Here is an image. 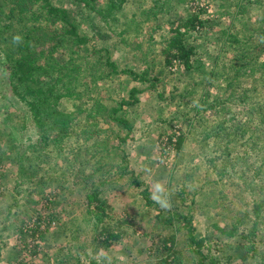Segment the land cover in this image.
Listing matches in <instances>:
<instances>
[{"label":"rangeland","instance_id":"1","mask_svg":"<svg viewBox=\"0 0 264 264\" xmlns=\"http://www.w3.org/2000/svg\"><path fill=\"white\" fill-rule=\"evenodd\" d=\"M194 1L205 9L201 14L205 28L189 38L197 49L194 67L198 68L187 73L160 62L162 35L175 17L172 10L165 12L168 4L156 6L154 16L153 2L128 0L119 23L108 27L105 20L71 0H52L69 11L83 37L79 51L86 59L108 55L119 69L137 72L149 62L154 68L150 74L157 75V80L150 86L153 80L139 82L119 74L102 85L105 104L120 98L127 103L130 131L100 120L99 137L92 132L88 138L89 132H81L87 121L81 114L69 140L58 147L49 138L43 147L31 113L0 79V264H154L161 255L173 258L172 264H196L182 231L176 228L180 223L162 222L170 212L185 213L188 205H193L194 233L208 237L219 256L215 264H264V223L236 225L232 234L224 229V235L212 224L218 221L230 227L235 218L250 217L252 199L264 193L260 178H252L249 170L259 162L255 156H264V114L255 109V103H264V87L248 77L241 82L249 87L247 100L226 99L225 93L222 104L212 108L209 102L221 90L211 91L201 81L216 64L218 73L232 57L227 33L215 40L212 29L259 35L264 0H178L180 15ZM70 50L65 48L66 54ZM2 73L0 62V77ZM217 73L210 78L214 85L222 83ZM206 94L209 102L204 101ZM201 95L203 102H199ZM63 102L65 107L72 104ZM195 105L203 109H191ZM223 120V125L232 126L219 131ZM115 131L128 133L117 150H105L99 160L104 165L96 170L101 146L95 147L94 141L96 137L114 141ZM34 144L39 152L33 150ZM118 149L126 155L122 165L135 170L141 185L120 174L121 157L113 154L120 155ZM92 185L106 197V221L119 235L108 246L95 240L94 226L85 219L90 211L85 194ZM145 186L150 202L141 193ZM157 186L162 193H157ZM157 195L167 206H161ZM252 228L254 236L249 233ZM171 231L175 233L172 249L166 250L162 238Z\"/></svg>","mask_w":264,"mask_h":264},{"label":"trees","instance_id":"2","mask_svg":"<svg viewBox=\"0 0 264 264\" xmlns=\"http://www.w3.org/2000/svg\"><path fill=\"white\" fill-rule=\"evenodd\" d=\"M127 1L105 0L103 5L99 0H71L74 6H79L86 13H94L105 20L108 27L119 23L118 17L119 15L122 16V8ZM149 1L154 3L151 7L153 9L151 14L154 16L157 13L156 6L163 7L167 4L168 9L165 12L172 10L175 14L172 20L174 24L172 23L173 25H170L162 35L158 52L160 53V62L164 67H180L184 72H193L194 69L198 68L194 67L197 49L189 38L194 36L193 33L200 32L205 28L204 19L201 17L202 11L205 9L194 1L192 7L189 5L188 9L184 10L186 14L180 15L178 0ZM69 16L70 13L67 9L56 6L52 0H0V62L5 72V74L2 73L0 79L7 84L11 95L31 113L33 123L40 131V138L38 139L43 141V147L49 143L47 141L49 138L51 139L50 143L58 147L64 141L69 140L72 134L76 133L75 125L81 114L87 120L81 132L85 135L89 132L87 137L92 132H96V136L99 137V132L103 129L99 125L100 120L101 124L110 123L121 126L119 127L120 130L123 128L131 129L129 117L126 115L125 106L127 103L123 98H120L113 100L111 104H105L101 95L102 85L109 83L119 74H125L139 82L153 80L150 86H153L152 82L157 80V75L150 74L154 68L149 62H146L145 67L137 72L131 68L119 69L109 59L108 55L105 58L99 56L95 59H86L84 54L81 55L82 53L79 51L83 37ZM111 20L112 23H110ZM190 32L192 33L190 34ZM225 33L228 36L226 45H231L233 50L232 57L227 63H222L223 66L219 68L218 73L216 64L208 72L207 78L204 77L205 79L201 80L206 87L211 88V91L213 88L221 90L222 94L213 96L211 102L208 101L207 94L205 100L202 95L200 96L199 102H203V100L209 102V106L212 108L216 104H222L225 93H227L226 99L237 97L239 102L247 100L251 95L249 94L250 90L249 87L241 86V82L248 77L257 81L259 87H264V26L259 35L239 36L237 33L217 31L214 28L211 34L217 40L218 34L223 36ZM14 37H19V40H14ZM254 39H257L255 44L253 43ZM65 48L71 49L69 53L66 54ZM214 72L217 73V76H221L219 79L222 83L214 85L210 81ZM134 91V88L131 89V94H129L131 97ZM64 99L72 104L69 107L63 106ZM255 105V109H260L264 114V103L257 102ZM191 109L197 111L203 109V106L195 105V107L191 106ZM188 118L192 119L191 116ZM223 122L226 121L220 122L219 131L227 130L232 126L223 125ZM86 124H88L87 127ZM116 131L114 141L104 142V140L96 137L95 147L101 146L100 151H98L101 153V157L95 161L94 168L96 170L104 165L102 162L99 163V160L105 150L107 153L111 150H117L116 148L125 140L128 133V131L126 133ZM236 133L240 135L239 132L236 131ZM168 138L171 140L172 137ZM180 138L181 136L177 135L178 143ZM253 145L255 146V143ZM33 147V150L36 151L39 146L34 144ZM119 151L121 152L120 155L116 152L113 154L121 157L120 162L117 163V166L122 167H119L120 174L127 176V180L133 179L131 183L141 185L142 183L135 180V170L128 171L126 166L122 165L126 161V155L124 151ZM254 159H259V162L255 167H249V170L252 178H260L264 188V156L261 158L255 156ZM146 187L141 193L148 200L150 192L147 191ZM91 189L92 191H90ZM101 192L102 190L96 185L87 188L86 205L90 211L85 219L94 226L95 240L108 246L115 242L119 235L113 233L111 224L106 221L109 217L107 199ZM45 199V202H48V198L45 197ZM250 204V217L245 215L242 218H235L230 222V227H225L223 226L225 224L218 221L213 222V225H217L218 234H223L224 229L232 234L236 225L264 223V193L254 197ZM192 207L193 205H188L185 213L170 212L162 222L164 225H178L180 223L176 228L182 231L184 245L193 253V260L196 264H215L219 256L214 253V246L208 243V237L205 235L196 236L194 233V213L190 209ZM253 232L254 228L249 233L253 234ZM174 235L175 233L171 231L163 236L164 249H172ZM168 242L170 244L167 245ZM172 263L173 258H170L169 255H161L156 258L154 264Z\"/></svg>","mask_w":264,"mask_h":264},{"label":"clouds","instance_id":"3","mask_svg":"<svg viewBox=\"0 0 264 264\" xmlns=\"http://www.w3.org/2000/svg\"><path fill=\"white\" fill-rule=\"evenodd\" d=\"M14 40L18 41L19 37H14ZM156 191H157V193H162L163 189L160 186H157ZM156 199H157L158 202L161 203V206H167L166 205V200L164 198H162L160 195H157Z\"/></svg>","mask_w":264,"mask_h":264}]
</instances>
